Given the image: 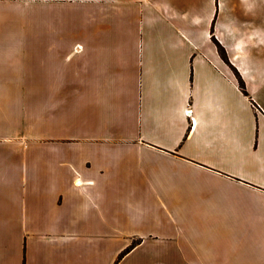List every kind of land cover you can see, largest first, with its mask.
<instances>
[{"label":"crops","instance_id":"obj_1","mask_svg":"<svg viewBox=\"0 0 264 264\" xmlns=\"http://www.w3.org/2000/svg\"><path fill=\"white\" fill-rule=\"evenodd\" d=\"M128 1L132 55L102 43L117 5L63 46L42 27L38 72L69 76L37 102L33 142L13 144L2 104L0 264H264V70L236 65L264 62V0ZM228 7L255 24L234 51ZM12 11L0 0L1 70Z\"/></svg>","mask_w":264,"mask_h":264},{"label":"rangeland","instance_id":"obj_2","mask_svg":"<svg viewBox=\"0 0 264 264\" xmlns=\"http://www.w3.org/2000/svg\"><path fill=\"white\" fill-rule=\"evenodd\" d=\"M169 1H172L175 8L181 10L184 7L199 3L200 5L212 3L209 0H199L198 2L195 0L193 3L187 0ZM128 4V0H13V11L10 18L12 34L8 33L7 35V51L8 56H12V60L7 61L5 68L0 69V111L3 110V102H7L8 111L12 115L13 144L17 141V138H15L17 133H24L27 141L29 143L33 142L32 137H35L37 133V114L39 110L37 102L43 98L46 103H51L55 95L61 93L57 92V89L67 90L68 87L69 72H38L42 53L38 57L37 48L40 49L39 46L42 44L41 38H38L43 32L42 27H45L44 32H56L57 35L53 34L55 38L57 36L59 38L56 43H61L63 46V44H69L67 42L69 38H72L73 30L74 32L80 31L74 27L75 22L83 27L86 20L97 19V16L101 14L106 16L108 5H117L118 11L115 12L112 19L114 25L108 30L106 33L107 39L102 43H104L106 51L115 54L124 51L127 55H132L131 43L126 44L124 40L132 37L129 31L132 22L135 21L136 11ZM225 12L227 18L225 26L222 27V37L227 44L230 43L234 51L236 43L244 38L241 32L245 29L246 24H250L251 20L246 23L245 18H247V15L239 9L228 7ZM173 15L174 20L177 21L178 18L179 21L181 14L175 12ZM248 17L250 19V16ZM252 24L254 23L250 25ZM71 26L74 29H70ZM81 32L84 37V29ZM3 40L2 44L4 45ZM215 40L217 39L214 38L213 42L219 49L221 59L236 73L240 86V80L244 81L240 70L238 71L231 63L227 47L217 40L226 51L228 60L226 61L223 58L220 47ZM38 44L39 46H37ZM61 51L63 52V49ZM260 58L261 56H257L254 62L250 55L239 53L236 57V65L239 69L246 68V65H248L250 72H263L264 62ZM221 68L225 70L223 64H221ZM60 70L62 71V68ZM9 117L8 114L7 122L10 120ZM8 126L4 122L1 123L0 134L11 132ZM15 147L16 145H14Z\"/></svg>","mask_w":264,"mask_h":264},{"label":"trees","instance_id":"obj_3","mask_svg":"<svg viewBox=\"0 0 264 264\" xmlns=\"http://www.w3.org/2000/svg\"><path fill=\"white\" fill-rule=\"evenodd\" d=\"M215 41L217 42V44L220 47V51H221V54H222L223 58L227 61L228 58H227V55H226V51L224 50V48L220 45V43L217 40H215ZM240 87L246 94H248L247 90H246V85H245L244 81H242V80H240Z\"/></svg>","mask_w":264,"mask_h":264}]
</instances>
